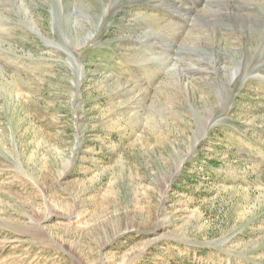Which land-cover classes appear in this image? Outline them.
I'll use <instances>...</instances> for the list:
<instances>
[{
	"label": "rangeland",
	"instance_id": "obj_1",
	"mask_svg": "<svg viewBox=\"0 0 264 264\" xmlns=\"http://www.w3.org/2000/svg\"><path fill=\"white\" fill-rule=\"evenodd\" d=\"M162 1L0 0V264H264V11Z\"/></svg>",
	"mask_w": 264,
	"mask_h": 264
},
{
	"label": "bare ground",
	"instance_id": "obj_2",
	"mask_svg": "<svg viewBox=\"0 0 264 264\" xmlns=\"http://www.w3.org/2000/svg\"><path fill=\"white\" fill-rule=\"evenodd\" d=\"M115 1V0H114ZM118 1V0H117ZM162 1V0H161ZM180 1V0H179ZM179 1L178 0H163L162 1V5H166L168 7H170L171 9L173 10H178L179 9ZM183 1V0H182ZM198 1L200 0H189V3L190 5H193L195 3H197ZM215 2H221L223 4H225L226 6H228L230 9H233V7H235V2L237 0H214ZM239 2L242 3V7H244V9H247L245 7H247L249 4H253L255 3L254 0H238ZM260 2V5L262 7V10L264 11V0H259ZM115 3V2H114ZM181 3V2H180ZM188 3V2H187ZM116 4V3H115ZM182 4V3H181ZM161 5V6H162ZM163 7V6H162ZM225 7V6H224ZM238 6H236L235 8H237ZM190 8V7H188ZM193 8V7H192ZM183 8H181L182 10ZM185 9V8H184ZM190 10V9H189ZM188 10V11H189ZM248 10V9H247ZM180 11V10H178ZM187 11V10H186ZM199 11V10H198ZM239 11V10H238ZM205 14V13H204ZM220 16L221 17H224V18H228V17H233V21L235 22V26L237 28H243V29H246V28H250V27H253L256 23L255 22H252L251 18L250 17H247V16H243L241 15L240 13H236V12H229L227 14H223V13H220ZM222 18V19H224ZM32 22V21H31ZM159 22V21H158ZM32 25V23H30ZM177 24V23H176ZM172 26L174 27L175 26V23L174 21L169 23L166 27H171ZM177 28V27H176ZM241 64H238L236 65V68H232L230 69V72H231V78H235L237 75H239L240 71H241Z\"/></svg>",
	"mask_w": 264,
	"mask_h": 264
},
{
	"label": "water",
	"instance_id": "obj_3",
	"mask_svg": "<svg viewBox=\"0 0 264 264\" xmlns=\"http://www.w3.org/2000/svg\"><path fill=\"white\" fill-rule=\"evenodd\" d=\"M41 37V36H40ZM43 40H46L44 37H41Z\"/></svg>",
	"mask_w": 264,
	"mask_h": 264
}]
</instances>
